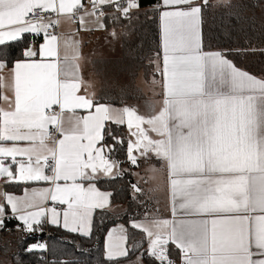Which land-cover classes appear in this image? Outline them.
<instances>
[{"label":"snow or ice","instance_id":"6c2138e0","mask_svg":"<svg viewBox=\"0 0 264 264\" xmlns=\"http://www.w3.org/2000/svg\"><path fill=\"white\" fill-rule=\"evenodd\" d=\"M146 3L144 17L159 24L153 63L163 77L162 107L140 114L78 94L83 81L67 53L61 56L59 27L77 21L79 31H107L117 40L108 23L132 29ZM212 7L233 5L0 0V88L7 70L15 95L13 109L0 108V232H11L15 221L26 237H43L48 228L66 234L52 243L37 239L24 255L37 264H91L94 249L82 242L98 238L114 208V192L99 182L134 175L124 164L137 169L155 159L167 173L171 218L153 214L146 202L156 189L128 182L136 207L106 228L100 264H264V74L239 67L230 49L205 46L204 14ZM39 182L48 186L23 195L8 190ZM57 246L72 258L57 256ZM14 258L24 264L23 256Z\"/></svg>","mask_w":264,"mask_h":264},{"label":"trees","instance_id":"16d2710c","mask_svg":"<svg viewBox=\"0 0 264 264\" xmlns=\"http://www.w3.org/2000/svg\"><path fill=\"white\" fill-rule=\"evenodd\" d=\"M155 2V0H151ZM210 4L214 5L210 0ZM151 12L147 3L142 11L141 18L137 21L133 33V41H127L124 44L127 55L134 57L139 53L142 54L140 59L129 60V62L141 65L142 62L156 56L157 52L161 51L160 47V34L159 24L156 19H146L143 13ZM235 14L238 19H229L230 15ZM124 22H120V24ZM112 23H108V27L111 29ZM205 46L209 49H230V58L241 68L252 72L253 74H264V0H236L234 6L230 9H220V11L213 12V7L206 10L204 14L203 25ZM27 42V41H25ZM38 43V41H37ZM19 47L13 48V51L18 53ZM255 49V51H252ZM130 63V64H131ZM137 68V69H138ZM0 88V96L1 95ZM1 99V98H0ZM104 103H111L122 106L123 103L119 99L101 100ZM123 134V133H122ZM124 153L118 154V159H123ZM127 165V164H126ZM132 173L131 171H128ZM128 182L136 183V179L133 174L126 175L124 179H118L111 183H105L100 181L98 187L102 190H112L114 192L113 203L114 206H121L124 211L117 213H110L109 219L105 221L103 227L99 228L98 238L93 241L82 242L86 247L94 249L92 255L91 264H100L103 259L102 252V239L106 228L113 226L114 222L120 221L122 218H126L125 214L132 211L136 205L131 201L129 195ZM143 187V186H141ZM25 185L10 186L8 190L20 194ZM146 192L148 190L145 189ZM146 202L151 201L150 197H146ZM115 218V221L112 218ZM15 221L8 222V227L12 229L11 232H0V255L7 260V264H17L14 257L17 255L23 256L24 264H37L35 255H24L23 248L27 244L35 243L37 239H47L50 243L55 242L59 237H63L66 234L58 231L54 228H48L46 230L47 235L38 237L36 235L25 236V234L15 228ZM23 233L22 235L17 234ZM71 239L70 237H68ZM7 239L10 241L7 242ZM9 245H12V251L9 249ZM10 247V248H11ZM65 249L57 246L56 255L62 259H71L72 256H64ZM68 252H72L71 246L67 248ZM74 255V253H73Z\"/></svg>","mask_w":264,"mask_h":264},{"label":"rangeland","instance_id":"374dc122","mask_svg":"<svg viewBox=\"0 0 264 264\" xmlns=\"http://www.w3.org/2000/svg\"><path fill=\"white\" fill-rule=\"evenodd\" d=\"M235 2L236 0H231L233 6ZM220 9L225 8L213 7V12L217 13ZM137 21L133 23L132 29H129L123 23L115 24L113 28L120 34L119 39L112 40L110 35L103 39L102 44L104 45V48L107 46L109 50H106L105 54L100 55H103L101 58H105L106 60H104V62L103 60L95 61V58H93V63L97 65L96 71L99 73L102 72L101 68L104 69V72H107L108 70V79H106V82L110 86V93L105 97L107 100H109V98L119 99L123 103L122 106L133 107L138 110L140 114H148L152 110H159L163 105L165 97L161 76L153 63V61L158 60L157 56L153 55L142 62L139 68L137 63L133 64L128 60H133V58L140 59V56H142L139 52L135 56V52H133L134 57H131V55H127L124 47L125 42L133 41V35L131 34L133 33ZM124 33H127V35ZM86 38L88 40L87 42L95 40L96 44L99 39V42L101 41L100 35L98 34L97 37L90 34ZM101 46V44L95 45L93 54L95 53V55H98L100 52L98 50ZM93 74L91 71H87L85 79H90L89 76H93ZM153 166L155 171H153ZM123 167L126 171L135 173L134 178L136 179V183L143 186L144 189L149 188L150 186L151 189H153L154 185L161 182L164 177V170L161 167V163L157 164L155 159H153L150 164H142V166L137 169H129L126 164H124ZM148 205L153 209V214H158L162 218H166V205L164 206V202L161 198H157L156 200L151 199V201L148 202ZM113 211L120 213L124 210L121 206H114ZM17 234L22 235L23 233L18 232ZM9 241L10 240L7 239V242ZM9 246L11 247L12 245ZM10 247L9 249L12 251L13 248ZM0 264H7V260L1 255Z\"/></svg>","mask_w":264,"mask_h":264},{"label":"crops","instance_id":"0c3cea01","mask_svg":"<svg viewBox=\"0 0 264 264\" xmlns=\"http://www.w3.org/2000/svg\"><path fill=\"white\" fill-rule=\"evenodd\" d=\"M211 2H213V4L215 5L217 3V0H211ZM114 25L115 24H112L111 29L114 27ZM94 26L95 25L93 24V22L89 20L87 27L91 28ZM57 34L60 36L61 56L67 53V55L69 56L70 70L74 71L75 74L79 76L83 81L80 92L78 94H81V95L94 94V97L97 101L104 103L101 100L106 99L105 98L106 95L110 93V86L106 82V79H108V70L107 72H104V69L101 68L102 72L101 73L97 72L96 71L97 65L93 63V58H95V61L103 60L104 62V60H106L105 58H101L103 57V55H100V54H105V51L109 50L107 46H105L104 48V45L102 44L103 39H105L109 35V33L107 31H87V30L79 31L78 22L72 21L70 23L64 24L63 26L59 27V29L57 30ZM90 34L91 35L93 34L95 37H97V34L100 35L101 41L99 42L100 40L99 39L97 41L98 42L97 44H101L102 46L101 48L99 47L100 49L98 51L100 52L98 55H95V53L93 54V51L95 49L94 47L95 45H97L95 43V40H90V42H87L88 40L86 37L89 36ZM65 41H67V44H68L67 48L65 47ZM73 41H75L74 47H73ZM210 50H218V49H210ZM81 53L82 55L80 56V59L78 60L73 59V56L80 55ZM87 71H91V73L92 74L94 73V74L93 76H89L90 79L86 80L85 77H86ZM4 76H5V80L3 83V87L1 88V92H2L1 95L7 96L8 99L7 100H4L2 98L0 99V108H3L5 110H11L14 108V102H15L14 78L12 74L9 73L7 70L5 71ZM161 79H162L163 93H165V89L163 87V77L162 76H161ZM112 105L117 106V107L120 106L116 104H112ZM87 114H88V111L82 110V109H77L75 113V115H78V116H86ZM63 116L65 120H69L73 118V113L64 112ZM155 162L157 164L161 163L159 160H155ZM47 186L48 185L44 184L43 182H39V183H31V184L25 185V188L27 189L43 188ZM145 189L149 190L151 189V186ZM153 189H156V191L151 192L150 199L156 200L157 198H161L164 202V206L166 205V213H165L166 218H171L170 189L168 186L167 173L165 171H164V177L162 181L159 183H156ZM14 194L23 195V191L20 194H17V193H14Z\"/></svg>","mask_w":264,"mask_h":264},{"label":"built area","instance_id":"2783aa9c","mask_svg":"<svg viewBox=\"0 0 264 264\" xmlns=\"http://www.w3.org/2000/svg\"><path fill=\"white\" fill-rule=\"evenodd\" d=\"M54 15V14H53ZM50 31H51V29H50ZM54 111H59V108H58V106H54V109H53Z\"/></svg>","mask_w":264,"mask_h":264}]
</instances>
